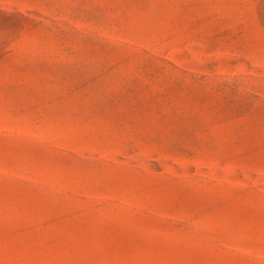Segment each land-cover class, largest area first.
Segmentation results:
<instances>
[{
	"label": "rangeland",
	"instance_id": "1",
	"mask_svg": "<svg viewBox=\"0 0 264 264\" xmlns=\"http://www.w3.org/2000/svg\"><path fill=\"white\" fill-rule=\"evenodd\" d=\"M0 264H264V0H0Z\"/></svg>",
	"mask_w": 264,
	"mask_h": 264
}]
</instances>
